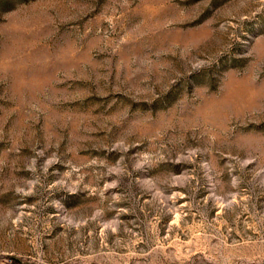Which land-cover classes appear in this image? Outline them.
I'll use <instances>...</instances> for the list:
<instances>
[{
    "label": "rangeland",
    "instance_id": "374dc122",
    "mask_svg": "<svg viewBox=\"0 0 264 264\" xmlns=\"http://www.w3.org/2000/svg\"><path fill=\"white\" fill-rule=\"evenodd\" d=\"M0 264H264V0H0Z\"/></svg>",
    "mask_w": 264,
    "mask_h": 264
}]
</instances>
